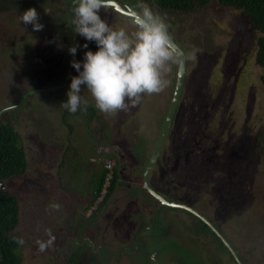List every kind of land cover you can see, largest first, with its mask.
<instances>
[{"label":"rangeland","instance_id":"1","mask_svg":"<svg viewBox=\"0 0 264 264\" xmlns=\"http://www.w3.org/2000/svg\"><path fill=\"white\" fill-rule=\"evenodd\" d=\"M17 1L37 10L42 30L20 22L28 8L10 9ZM116 1L126 7L101 12L114 28L134 32L127 16L146 4L169 25L185 55L195 53L186 61L167 154L158 158L150 178L158 194L182 205L160 206L142 185V165L167 113L177 64L162 92L144 94L127 110L102 113L84 90L95 115L69 113L60 103L77 75L70 60H82L86 51L79 48L75 57L67 51L85 43L73 33L71 0H0V123L13 126L27 160L22 175L0 180V193L18 202L13 233L20 238L21 264H65L72 253L94 254L99 264H240L181 206L220 224L222 237L245 264H264V65L257 61L258 32L241 10L218 0L190 12L162 10L147 0ZM89 49L96 45L89 42ZM133 157L135 178L124 175L94 211L101 197L91 205L93 173L106 163L125 172ZM129 189L134 197L128 199ZM136 214L156 225L151 228L161 232L163 245L140 242L138 231L145 226H138L139 218L132 221Z\"/></svg>","mask_w":264,"mask_h":264},{"label":"clouds","instance_id":"2","mask_svg":"<svg viewBox=\"0 0 264 264\" xmlns=\"http://www.w3.org/2000/svg\"><path fill=\"white\" fill-rule=\"evenodd\" d=\"M116 7L115 0H72L73 33L85 43L73 44L67 51L73 57L79 48L86 51L82 60L70 61L77 75L71 77L66 100L60 103L69 113L87 111L84 90L102 113L127 110L140 103L144 94L162 92L170 84L166 74L173 64L195 58L194 52L183 57L178 54L169 25L150 6L145 4L142 12L133 13L131 22L136 30L131 34L124 28H114L102 17V11ZM19 20L31 25L33 31L44 27L35 8L25 10ZM89 42L96 45L95 51L89 49Z\"/></svg>","mask_w":264,"mask_h":264},{"label":"trees","instance_id":"3","mask_svg":"<svg viewBox=\"0 0 264 264\" xmlns=\"http://www.w3.org/2000/svg\"><path fill=\"white\" fill-rule=\"evenodd\" d=\"M155 3L162 10L175 12H190L197 7H204L209 0H147ZM219 4L241 10L244 19L249 21L258 32L257 39L258 57L257 61L264 65V0H218ZM13 3V2H12ZM13 7L18 10L27 9L30 3L17 1ZM7 3L6 5H10ZM5 9V8H4ZM2 10V7L1 9ZM174 41V40H173ZM264 91V74L260 77ZM87 111L93 117L95 112L90 107ZM27 168L25 151L21 145L20 137L13 126L8 122L0 123V180L22 175ZM107 170L101 169L93 173L92 189L94 193L91 205L100 196ZM117 172H114V180L109 189L111 193L117 183ZM105 196L106 202L109 194ZM153 197V196H152ZM98 206V205H97ZM96 210V209H95ZM94 210V211H95ZM19 221V207L16 198L8 192L0 193V264H21L19 255L20 238L14 234ZM65 264H99L97 257L88 254H70Z\"/></svg>","mask_w":264,"mask_h":264},{"label":"flooded vegetation","instance_id":"4","mask_svg":"<svg viewBox=\"0 0 264 264\" xmlns=\"http://www.w3.org/2000/svg\"><path fill=\"white\" fill-rule=\"evenodd\" d=\"M117 2V1H116ZM116 5H117V7L116 8H108L109 10H116L117 12H119L121 9H123V8H125L126 6L125 5H122V3L121 2H117L116 3ZM121 13V12H120ZM122 13H124V12H122ZM127 17H129L130 19H131V17L130 16H127ZM166 141V140H165ZM156 143V142H155ZM165 144V143H164ZM154 145L155 144H153V147H148L149 149H151V153H152V151H153V148H154ZM165 145H163V147H162V149H161V152H160V154H159V156H158V158H160L163 154H167L166 152H167V150H166V148L167 147H164ZM128 148V147H127ZM150 151V150H149ZM151 153L149 152V157H147V161H146V163H145V165L143 166L142 165V168L145 170V167H146V165H147V163H148V161L150 160V156H151ZM112 154H113V152H112ZM121 155V154H120ZM135 155V154H134ZM123 157H125L124 155H121V156H119V158H118V160H117V165H120L121 164V162H120V160H122L121 158H123ZM157 158V159H158ZM120 159V160H119ZM136 160V158H134L133 157V160H132V162L131 163H126V166H125V169H126V171L125 172H123L122 170L121 171H119V170H117V169H115L114 168V166L112 167V170H111V179H110V181H109V185H108V187H107V189H106V191H105V193H104V195H102L101 196V200H100V202L98 203V206H97V208H96V210L98 211V209H99V207H100V205L103 203V201L105 200L104 198H105V196L106 195H108V193H109V189H110V187H111V185H112V181L114 180V172L116 171L117 172V175H118V179H117V183H116V185L113 187V189H112V191H111V193H109L110 195L113 193V191L116 189V187H117V185L122 181V177L124 176V175H129L130 176V178H135L134 177V175L132 174V172H131V164L134 162ZM140 162H141V164H142V162L143 161H141L140 160ZM158 162H160V160L158 159V160H156L155 161V163H154V165H153V167H152V170H151V172L153 171V169H154V171H155V169H157L156 168V164H158ZM121 166V165H120ZM155 166V167H154ZM127 168H128V170H127ZM157 171V170H156ZM144 173V172H143ZM157 174H160L158 171H157ZM133 176V177H132ZM150 178H151V174H150ZM150 184H151V180H150ZM138 184H133V187L132 188H136V189H138L136 186H137ZM142 185H143V178H142ZM152 187V186H151ZM127 188V187H126ZM153 188V187H152ZM154 189V188H153ZM130 190L131 189H129L128 190V192H127V194H126V198H132V197H134L133 195H130ZM139 190V189H138ZM140 191V190H139ZM144 191L147 193V194H149L145 189H144ZM155 191V190H154ZM156 192V191H155ZM140 193H141V191L140 192H137L136 194H139L140 195ZM157 193V192H156ZM135 194V195H136ZM110 195H109V197H110ZM150 195V194H149ZM160 196H162L165 200L167 199V201L168 202H175L176 200H175V198H170V197H166V196H163V195H161V194H159ZM108 197V198H109ZM150 197L151 198H154V197H152L151 195H150ZM108 198H107V200H108ZM155 200H157L156 198H154ZM107 200H106V202H107ZM172 200V201H171ZM158 201V200H157ZM105 202V203H106ZM104 203V204H105ZM158 203L160 204V202L158 201ZM176 204H179V203H177V202H175ZM179 205H182V204H179ZM160 206H163L162 204H160ZM164 206H167V207H171V206H168V205H164ZM171 208H173V207H171ZM188 208H190V209H192L193 211H195L193 208H191V207H188ZM184 209V208H183ZM185 210H187V209H185ZM188 212H190L189 210H187ZM196 212V211H195ZM92 214H94V213H92ZM92 214H90V215H92ZM190 214H192L191 212H190ZM192 215H194V214H192ZM195 217H196V219L198 220V221H196L197 223H198V225L201 227V229L203 230V231H207V232H209V233H211V234H213L216 238H218L219 239V245L223 248V250H226L227 252H229L230 254H231V256L233 257V258H237L238 257V254H235L236 252L235 251H233L232 249L233 248H231L232 246H230L226 241H225V239L222 237V235H221V233L219 232V229L217 228V225H220V224H218V223H216L215 221H213L214 223H210V221L204 216V215H200L199 214V216H201V217H203L208 223H210L212 226H213V228L214 229H211L203 220H201L200 219V217H197L196 215H194ZM137 218H139V225L138 226H140V224H142L143 226H145V227H142L141 229H140V231H138L139 232V234H142V236H141V238H140V242L141 243H145V242H147L148 240H150L151 242L153 241L154 243H155V245H157V246H160V245H163V240L164 239H160L161 237H162V234H161V232L160 231H158L157 230V228L155 229V228H151V226H154V227H156V225L155 224H149V223H146L145 221H144V218H143V216L140 214H136V216H135V219L134 220H132L134 223L136 222V219ZM200 220V221H199ZM131 221V220H130ZM144 224H147V225H144ZM152 233V235L150 236V234ZM151 237H153V239L151 240L150 238ZM136 242H138V241H136ZM140 242H138L139 244H141ZM229 248H231V250L233 251V253L231 252V250L229 249ZM152 249H154V248H152ZM235 252V253H234ZM238 260H239V262H240V264H245L243 261H241V259L238 257L237 258ZM191 264H198L197 262H191L190 261V259H187ZM142 264V263H141ZM148 264H150V259H149V263Z\"/></svg>","mask_w":264,"mask_h":264},{"label":"water","instance_id":"5","mask_svg":"<svg viewBox=\"0 0 264 264\" xmlns=\"http://www.w3.org/2000/svg\"><path fill=\"white\" fill-rule=\"evenodd\" d=\"M72 2V0H71ZM126 13V12H124ZM130 17H132V15L129 14ZM175 45L178 46V44L175 42ZM177 51L178 54L183 57L185 55V53L183 52V50L178 46L177 47ZM71 56V55H70ZM71 61V60H70ZM69 69H71V66H69ZM186 61L185 62H181L179 65H177V72H176V82L174 85V90H173V94L168 106V110L167 113L165 115L162 127L160 129L159 135L157 137L156 143L154 145L153 151L151 153L150 156V160L148 161L144 173H143V188L154 198H156L160 204H164V205H168L171 207H176V206H180L179 204H176L175 202H168L167 200H165L162 196H160L158 193H156L154 191V189L151 187L150 184V174H151V170L152 167L155 163V161L157 160L161 149L165 143V140L167 138V135L169 133V130L171 128L172 125V121L175 118V114L177 112V108L182 96V91H183V86H184V80H185V73H186ZM66 80V79H65ZM184 209L189 210L191 213L198 215L195 211H193L190 208H187L186 206H181ZM199 216V215H198ZM201 220H203L211 229H214L213 226L208 223L203 217L199 216ZM231 250V248H229ZM231 252L233 253V251L231 250ZM236 261L238 263H240L238 261V259L235 257Z\"/></svg>","mask_w":264,"mask_h":264},{"label":"built area","instance_id":"6","mask_svg":"<svg viewBox=\"0 0 264 264\" xmlns=\"http://www.w3.org/2000/svg\"><path fill=\"white\" fill-rule=\"evenodd\" d=\"M105 169L107 170V176H108V178H107V181L109 180L110 181V179H111V170H112V165L110 164V163H106V165H105ZM105 179H106V177H105ZM108 181V182H109ZM104 184H105V181H104ZM104 184H103V187H104ZM103 187H102V191H103ZM102 191H101V193H100V196L98 197V198H100L101 196H102ZM97 198V199H98ZM96 202V201H95ZM95 204V203H94ZM98 205V204H97ZM97 205L95 206V208L93 209V210H95L96 208H97Z\"/></svg>","mask_w":264,"mask_h":264}]
</instances>
